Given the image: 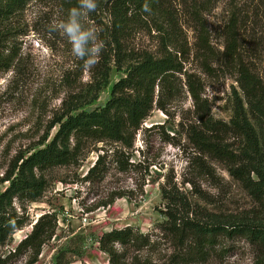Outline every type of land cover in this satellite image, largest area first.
Returning a JSON list of instances; mask_svg holds the SVG:
<instances>
[{
  "label": "trees",
  "instance_id": "16d2710c",
  "mask_svg": "<svg viewBox=\"0 0 264 264\" xmlns=\"http://www.w3.org/2000/svg\"><path fill=\"white\" fill-rule=\"evenodd\" d=\"M31 1L0 0V21L23 13ZM78 2L63 0L68 12L78 7ZM208 3L209 0H103L99 9L107 16V21H99V40L104 47L98 62L85 69L83 60L74 56V66L64 74L70 93L63 101L62 111L53 117L38 147L13 157L0 177V185L7 184L0 193V245H5L29 222L28 205L44 195L48 170L79 165L87 151L99 144L97 160L83 178L86 184L103 183L112 169L119 173L147 170L156 164L157 157L149 154V139H142L144 147L141 149L136 148V139L139 134L145 136L159 131L164 136L163 142L174 147H180L176 136H185L194 152L189 163L195 165L203 179L211 182L217 179L209 160L223 164L255 202L256 209L242 214L211 211L189 202L175 185L167 182L161 186L162 200L166 204L165 220L151 233L127 227L101 237L99 249L108 255L109 264H206L222 243L235 236L246 238L256 247L260 255L256 264H264V144L252 123L264 124V82L253 71L250 61L256 57L257 49L244 47L243 12L237 0H230L229 21L222 31L223 50H216L205 17ZM179 13L188 16L193 24L194 50L189 48L183 34ZM146 18L163 32L161 50L157 53L129 52L125 42L131 28ZM90 20L94 22L97 16ZM4 44L7 46L0 43V72L19 71L24 65L20 50L12 42ZM192 59L209 75L215 71L214 65L238 75L244 100L236 94L229 122L213 117L202 81L184 71V65ZM114 67L123 70L126 76L114 85L111 99L102 108L81 111L98 99ZM84 72L90 74L85 94L89 99L81 103L83 91L75 78ZM177 74L185 76L184 85L193 101V116L182 118L177 134L171 136L165 125L145 127L144 123L155 109L171 117L168 105L183 89ZM56 127L49 141L50 132ZM136 154L142 160L136 161ZM187 183L194 186L191 181ZM140 191H143L142 186ZM198 195L206 200L201 191ZM124 196L122 192L113 193L99 202V206L107 207L115 198ZM57 226L54 214L42 215L30 234L7 257L0 259V264L22 255L29 257L27 264H34L43 246L55 235ZM162 239L171 242V254H162Z\"/></svg>",
  "mask_w": 264,
  "mask_h": 264
},
{
  "label": "rangeland",
  "instance_id": "374dc122",
  "mask_svg": "<svg viewBox=\"0 0 264 264\" xmlns=\"http://www.w3.org/2000/svg\"><path fill=\"white\" fill-rule=\"evenodd\" d=\"M96 1H100L96 10L80 19L85 28L96 29L99 40V21L105 23L107 16L99 9L103 0ZM237 3L243 12L244 47L257 49L256 57L250 59L253 64L251 67L264 82V0H237ZM206 7L205 17L212 44L216 50L222 51V31L229 21L230 0H209ZM92 16H97V20H90ZM67 17L68 10L63 0H33L23 13L0 21V43L6 45L4 43L12 42L24 59L19 71L0 72V177L13 157L38 147L53 117L62 111L63 101L70 93L64 74L74 66L71 45L66 36L50 28L54 21L66 20ZM178 18L189 48L194 50L196 33L193 24L184 13H179ZM146 19L132 26L125 42L129 52L157 53L161 50L163 32L154 26L150 18ZM165 26L162 24L164 29ZM184 67V71L202 81L204 96L211 104L213 117L229 122L233 117L236 94L244 100L237 82L238 75L219 65H214L215 71L209 75L193 59ZM89 75L84 72L82 76L74 77L77 85L82 87L81 103L89 99V96H85ZM125 76L123 70L118 71L114 67L108 85L99 93L98 99L85 105L81 111L91 112L104 107L111 99L114 85ZM176 77L182 81L183 89L177 99L168 105L171 117L155 109L144 123L145 127L165 125L171 136L177 134L178 123L182 118L193 116V101L184 85L185 76L177 74ZM252 123L264 144V124ZM56 131L57 127L51 130L49 141ZM144 137L149 139V154L157 157L156 164L147 170L143 168L136 172L119 173L112 169L103 183L95 186L86 184L83 178L95 164L97 149L101 144L88 150L77 166L48 170V185L44 195L28 205L30 220L27 225L5 245H0V259L7 257L30 234L39 217L51 213L57 217V230L43 246L34 264H109L108 255L99 249L101 237L112 230L127 227L138 229L144 234L151 233L165 220L163 212L166 204L162 200L161 186L167 182L170 186L175 185L189 202L211 211L242 214L256 209L255 202L228 174L223 164L209 160L217 177L214 182L199 176L195 165L189 163L194 152L184 135L176 136L175 141L180 143V147H174L163 142L164 136L159 131L145 136L139 134L136 148L144 147ZM134 159L138 161L142 157L136 154ZM188 181L194 186L189 185ZM6 187L7 184L0 185V193ZM200 191L205 195V201L199 198ZM120 192L126 196L115 198L113 204L107 207L99 206V202ZM160 243L162 254L173 252L168 239H162ZM259 257L258 249L246 238L235 236L222 243L206 264H256ZM28 261L29 257L22 255L9 259L5 264H27Z\"/></svg>",
  "mask_w": 264,
  "mask_h": 264
},
{
  "label": "clouds",
  "instance_id": "9594fccd",
  "mask_svg": "<svg viewBox=\"0 0 264 264\" xmlns=\"http://www.w3.org/2000/svg\"><path fill=\"white\" fill-rule=\"evenodd\" d=\"M96 8V0H79V7L71 8L66 20L54 21L50 26L52 31H59L67 37L72 54L83 60L85 69H90L98 62L104 47L103 41L98 40L96 29L85 28L80 22L81 16Z\"/></svg>",
  "mask_w": 264,
  "mask_h": 264
}]
</instances>
